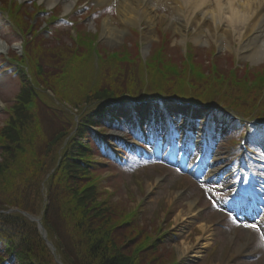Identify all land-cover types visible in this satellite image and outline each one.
<instances>
[{"label":"trees","instance_id":"trees-1","mask_svg":"<svg viewBox=\"0 0 264 264\" xmlns=\"http://www.w3.org/2000/svg\"><path fill=\"white\" fill-rule=\"evenodd\" d=\"M23 19L21 12L20 30L34 34L25 46L33 80L22 71L27 82L0 128V246L7 254L0 255V264H7L6 257L18 264H58L36 223L21 211H43V225L64 264H171L173 254L148 249L149 221L128 212L103 183L105 167L95 158L106 150L90 126L107 122L114 103L126 96L185 102L210 95L231 100L226 106L235 108L245 84L234 88V81L226 91L213 77L204 79V59L194 46L180 61L168 39L154 45L147 61L137 48V59L132 57L127 44L98 56L97 34L85 31L73 46L48 47L39 28ZM203 81L213 83L211 89L201 91ZM12 208L19 210L8 212Z\"/></svg>","mask_w":264,"mask_h":264},{"label":"rangeland","instance_id":"rangeland-1","mask_svg":"<svg viewBox=\"0 0 264 264\" xmlns=\"http://www.w3.org/2000/svg\"><path fill=\"white\" fill-rule=\"evenodd\" d=\"M222 2H224V0ZM209 3H211L214 8L218 5L217 0H209ZM41 4L47 7L46 9L49 11L54 8L51 6V8H53L50 9L46 2L41 1ZM159 5V12L154 16L155 18L153 20L149 18L143 21V23L139 22L138 25L134 23L132 19L128 20V23L124 22V20L121 21L120 16L122 15V7L117 3H104L100 0H78L75 2L71 11L65 10L64 5L60 4L62 17L68 15L73 17L71 19L72 22L65 20L58 21L57 28L64 40L62 41L68 44L73 42L71 38L78 33V29L86 28L99 31L100 36L97 41L111 52L118 51L120 47L129 41L128 38L132 33H136V31L140 32L139 39L143 47L149 46L148 48L145 47L147 53L148 51L150 52V46L160 42L159 37L162 31L169 34L170 40H172L170 44L171 47H175L179 44L184 52L186 51V44L189 42L194 43V45L202 49L206 48V50L211 49L215 45L218 46V43L215 39H212V37H210L208 41L200 43L191 35L184 36L179 33L172 22H170L169 15L173 14L172 7L169 8L168 5H164L163 3ZM228 6L229 4L226 3V9H228ZM101 9L106 10L100 11ZM186 13L187 11L185 14ZM228 14L229 13H226V15ZM50 17L51 14L45 11H40L37 16L38 20L41 22L47 21ZM106 20L111 22L112 28H110V31L112 32L117 29V33H106L104 30ZM81 21L85 24L77 27ZM50 34L48 32L46 33L50 39H53L52 33ZM0 45H4L5 50H2L6 53L13 49L17 54H22L20 36L12 32L8 17L3 12L0 13ZM218 47L220 55H225L227 52L235 54V56H237V63L242 66L241 68H245L244 64L255 66L264 62V59L253 62L252 58L248 57V55L247 57L242 56L239 52L240 46L237 40L232 41L230 46L225 48ZM172 49L170 51H172ZM209 56H206V59H208ZM229 63L230 61L227 58L223 60V64H226L225 67H229ZM12 68L13 67H7L5 62L0 61V125L3 123L4 108L14 101L20 88L19 78L11 70ZM119 108L121 111L126 112V114L131 115V109L130 107L127 108L126 104L121 105ZM167 111L171 112L169 109H167ZM167 111L164 110V112L160 111L158 113H160L161 117L165 115L164 118H166L167 124L170 126ZM154 118L158 119L159 117L156 115L151 117L150 120L152 121ZM176 122L177 119L174 120V125ZM160 125L164 126L165 121ZM234 126L235 124H233V127ZM182 128L180 124L179 129ZM123 130L126 131L125 124L124 129L122 128V131ZM117 132H119L117 127L107 129L105 135L102 137H106V141L112 144L113 140H109L110 138L114 137V135H124L123 132L121 134ZM134 132H136L138 137L135 138L133 142L137 143L141 135L138 130H134ZM161 136L163 135L161 134ZM255 137L257 138V136ZM144 139L147 141L146 138ZM158 145L164 150L165 145L163 139L159 142L155 141L154 145L149 144V147L156 150V154L160 152L159 154L163 158L164 155L161 153L163 150L155 149V146L158 148ZM111 147L110 154L115 155L118 147L115 145H111ZM227 149V145H222L220 142L215 148V151H217V158L213 160H220L223 157H227L229 155ZM148 150H150V148H148ZM106 155L109 154L106 153L102 155V157L96 158L97 161L105 167V170L101 172L103 183L113 191L114 189L118 190L117 200L119 197V200H126L133 205L142 203V206H145L147 211H150L148 217L153 224H157L159 227L165 229L168 227L169 222L173 223L170 230L172 232L175 230L177 233V236L173 237L172 244L177 258L188 248V252L185 254L187 264H245L241 261L246 260L243 256L235 257V255L240 254H251V263L264 264V247L258 237L257 226L243 227L234 225V228H232L225 217L221 216L219 212L217 213V211L214 210L208 213L204 212L203 209H206L205 206H211L212 202L206 201L204 191L198 189L199 187L192 178L191 180H186L185 176L172 168L167 169V172L161 175L160 172L164 164L162 162L160 163L158 159H156V161H153V159L144 160L134 155L123 162L117 161L116 165L115 162H113V164H106L104 158ZM220 167H224V165L221 164ZM228 174H231V172ZM194 210H200L199 214L193 212ZM212 219H215V223L219 222L220 226L212 222Z\"/></svg>","mask_w":264,"mask_h":264},{"label":"bare ground","instance_id":"bare-ground-1","mask_svg":"<svg viewBox=\"0 0 264 264\" xmlns=\"http://www.w3.org/2000/svg\"><path fill=\"white\" fill-rule=\"evenodd\" d=\"M39 1L46 2L51 7L60 0ZM77 1L63 0L65 10L70 11ZM100 1L119 4L122 7L121 21L124 20L128 23V20L132 19L138 25L139 22L143 23L146 19L152 18L153 20L159 12V4L163 3L169 8L172 7L173 14L169 15L170 22L182 35H191L200 43L208 41L212 37L221 48L230 46L232 41L237 40L242 56L247 57L248 55L253 62L264 59V0H224V2L217 0L218 5L215 8L209 3V0ZM226 3L229 4L228 9H226ZM186 10L188 11L185 14ZM225 12L229 14L226 15ZM110 28H112L111 22L106 20L104 28L106 33H117V29H113L114 31L111 32ZM3 48L4 45H0V49ZM187 250L188 248L185 249L182 256L188 252Z\"/></svg>","mask_w":264,"mask_h":264},{"label":"water","instance_id":"water-1","mask_svg":"<svg viewBox=\"0 0 264 264\" xmlns=\"http://www.w3.org/2000/svg\"><path fill=\"white\" fill-rule=\"evenodd\" d=\"M38 223H39V226L42 227L41 222L38 221ZM43 236H45V235H43ZM45 237H46V236H45Z\"/></svg>","mask_w":264,"mask_h":264}]
</instances>
